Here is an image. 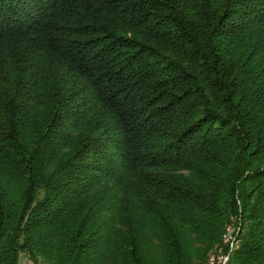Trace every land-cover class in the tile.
Segmentation results:
<instances>
[{
    "label": "trees",
    "instance_id": "obj_1",
    "mask_svg": "<svg viewBox=\"0 0 264 264\" xmlns=\"http://www.w3.org/2000/svg\"><path fill=\"white\" fill-rule=\"evenodd\" d=\"M220 251L264 264V0H0V264Z\"/></svg>",
    "mask_w": 264,
    "mask_h": 264
},
{
    "label": "rangeland",
    "instance_id": "obj_2",
    "mask_svg": "<svg viewBox=\"0 0 264 264\" xmlns=\"http://www.w3.org/2000/svg\"><path fill=\"white\" fill-rule=\"evenodd\" d=\"M229 227H231L232 228V232H231V234H230V243H232V247H229V245L228 244H225L223 241H222V247H228V250L229 251H231L233 248H234V245H235V236H236V228H235V225H234V219L233 220H231V223H230V225H228ZM226 228H227V226H226ZM226 228H225V230H224V232H223V234L226 232ZM219 255H223L222 254V252L220 251L219 253H217V254H214L213 256H211L210 258H209V260L210 261H217V260H219L218 258H219ZM214 257V258H213ZM18 264H32L30 261H29V259L27 258V256L25 255V253H23V252H20L19 253V256H18ZM44 264V263H43Z\"/></svg>",
    "mask_w": 264,
    "mask_h": 264
},
{
    "label": "built area",
    "instance_id": "obj_3",
    "mask_svg": "<svg viewBox=\"0 0 264 264\" xmlns=\"http://www.w3.org/2000/svg\"><path fill=\"white\" fill-rule=\"evenodd\" d=\"M232 228H228V234H227V239L225 240V244H228L230 247V234L232 232ZM208 264H226V256L225 255H219V260L217 261H210L208 260Z\"/></svg>",
    "mask_w": 264,
    "mask_h": 264
},
{
    "label": "bare ground",
    "instance_id": "obj_4",
    "mask_svg": "<svg viewBox=\"0 0 264 264\" xmlns=\"http://www.w3.org/2000/svg\"><path fill=\"white\" fill-rule=\"evenodd\" d=\"M227 234H228V230H227V233L223 236V242L225 243V240L227 239ZM232 245V243H230V247H232L231 246ZM214 258V257H213ZM227 258H228V256H226V262H227ZM219 259V258H218Z\"/></svg>",
    "mask_w": 264,
    "mask_h": 264
}]
</instances>
